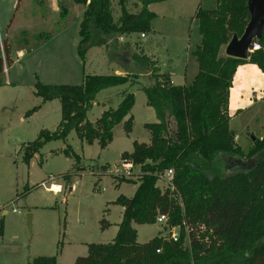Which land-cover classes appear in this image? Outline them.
Wrapping results in <instances>:
<instances>
[{
	"label": "trees",
	"instance_id": "obj_1",
	"mask_svg": "<svg viewBox=\"0 0 264 264\" xmlns=\"http://www.w3.org/2000/svg\"><path fill=\"white\" fill-rule=\"evenodd\" d=\"M125 1L119 0L121 14L115 22L110 0H72L83 6L76 44L82 65L91 47L107 48L109 40L129 33H152L151 20L156 14L147 6L165 0H137L140 7L136 12H128ZM67 13L66 5L60 3V18ZM192 19L197 20L200 41L192 50L197 72L188 84H172L167 74L159 72L156 59L144 54L126 57V47L122 48L126 59L120 64L123 74L84 73L78 85L34 83L37 97L59 100L61 117L54 130H41L35 140L21 147L25 164L46 142L65 139L71 129L80 140H95L102 149L110 143L114 126L121 125L129 134L134 104L129 90L139 82L128 66L135 62L148 70L149 82L140 88L156 121L143 124L147 142L134 141L131 151L120 154L121 162L138 166L139 171L135 179L111 175L115 187L121 182L136 183L135 191L113 201L122 207L114 237L105 243H89L86 255L77 256L74 264H264V132L242 150L234 140L228 113L229 91L238 67L249 63L264 73V26L260 38L253 40L258 49L250 51L247 59H238L218 52L233 34H242L249 20L247 0H215L212 9L198 6ZM10 52V44L4 40L0 74L3 62L6 66L13 63ZM118 85L126 88L120 92L117 106L88 121L86 114L98 91ZM62 151L73 159L75 170L83 169L78 165L79 155L69 145ZM222 156L233 158L227 173L213 165ZM238 160L251 163L246 169H237ZM166 169L173 172V189L162 182ZM66 176L71 173L63 178ZM158 215L166 217L161 230L139 243L132 223L155 224ZM100 223L101 229L109 225L103 219ZM174 227L178 228L176 240L170 237ZM164 228L167 235L162 234ZM31 264H56V259L37 256Z\"/></svg>",
	"mask_w": 264,
	"mask_h": 264
},
{
	"label": "rangeland",
	"instance_id": "obj_2",
	"mask_svg": "<svg viewBox=\"0 0 264 264\" xmlns=\"http://www.w3.org/2000/svg\"><path fill=\"white\" fill-rule=\"evenodd\" d=\"M110 2L117 22L121 14L119 0ZM60 3L68 9L62 18ZM198 6L212 9L215 0H167L155 4L156 16L151 20L155 36L151 33L145 39L138 37V41L137 33H133L129 36L136 41L133 46L118 36L109 40L107 48H89L82 65L76 52L81 6L72 0H58L57 15H49L42 0H0V56L6 40L12 47L13 59L10 66L3 62L0 74V264H31L37 256H54L56 264H74L77 256L86 255L89 243L110 241L122 216V207L113 201L120 194L131 196L137 185L121 182L114 187L111 175L124 173L121 152L131 151L134 141L147 142L143 124L156 121L140 88L149 82L148 70L129 61L128 72L136 73L139 82L129 90L134 94L129 134L121 125L114 126L110 143L102 149L95 140H80L71 129L65 139L46 142L25 164L21 147L35 140L41 130H54L61 117L59 100L37 97L34 83L78 85L84 73L108 74L112 67L121 72L120 64L126 59L122 48H127L126 57L130 58L143 54L145 43L152 45L161 70L175 68L177 81L190 82L197 69L192 50L200 41L197 20L192 19ZM139 7L137 0L125 1L128 12H136ZM225 45L220 47L219 55H225ZM20 48L22 54L17 56ZM125 87L98 91L86 119L93 122L103 110L115 108ZM263 93L264 73L253 64L239 66L229 91L228 113L234 140L244 151L264 132ZM34 106L38 108L29 113ZM67 145L79 155L82 170H75L73 159L63 153ZM232 159L222 156L213 165L227 173ZM249 163L238 160L237 169H246ZM130 171L128 176L135 179L139 168L132 166ZM67 173L71 176L63 178ZM52 183L61 184L60 191L48 190ZM102 219L109 222L104 229L100 227ZM132 226L136 240L143 243L154 237L162 224ZM167 233L164 228L162 234Z\"/></svg>",
	"mask_w": 264,
	"mask_h": 264
},
{
	"label": "water",
	"instance_id": "obj_3",
	"mask_svg": "<svg viewBox=\"0 0 264 264\" xmlns=\"http://www.w3.org/2000/svg\"><path fill=\"white\" fill-rule=\"evenodd\" d=\"M249 20L240 36L232 35L224 47V54L247 59L253 40L260 38L264 26V0H247ZM254 140V137H252ZM29 216V214H28Z\"/></svg>",
	"mask_w": 264,
	"mask_h": 264
},
{
	"label": "crops",
	"instance_id": "obj_4",
	"mask_svg": "<svg viewBox=\"0 0 264 264\" xmlns=\"http://www.w3.org/2000/svg\"><path fill=\"white\" fill-rule=\"evenodd\" d=\"M43 1V5H44V7L46 8V10H47V13L49 12V15H57V13H58V0H42ZM165 1H167V0H165ZM165 1H162V3L163 2H165ZM158 3H161V2H158ZM158 3H151V4H149L147 7H148V9L149 10H151V11H153L155 14H156V12L153 10L154 9V5L155 4H158ZM75 4V3H74ZM76 5H78V4H76ZM79 6H81V5H79ZM82 8H83V6H81ZM196 9V8H195ZM195 12V11H194ZM151 29H152V35H150V36H155L156 35V31L151 27ZM131 34H133V33H129V34H125V35H121V37L119 38L120 40L122 39L125 43H128V45H131V46H133L135 43H136V41H133L129 36H131ZM136 34V33H135ZM160 36H161V34H160ZM138 37H140V34L139 33H137V35H136V40H138ZM146 38V36L143 38V39H145ZM142 39V38H141ZM132 41V42H131ZM138 41H140V40H138ZM133 42H135L134 44H133ZM142 42V41H141ZM145 46H143L144 48H143V54L144 55H146V56H148V57H150L151 59H156L157 60V57L153 54V52H152V45H150V44H144ZM11 48V52H10V55H11V58H12V47H10ZM96 48H98V49H102V47H96ZM21 50H23L22 48H20V49H18V54H17V56H21V54H22V51ZM15 52H16V50H15ZM13 60V59H12ZM196 62V61H195ZM197 65V64H196ZM157 67H158V69H159V72H161V73H165V74H167L168 76H169V78H170V80H171V82H172V84H176V85H183V84H187V83H189V82H187L185 79H184V81L185 82H183V83H180L179 81H177L176 80V78H177V73H176V71H175V68H169V69H165V70H161V68L159 67V64H158V60H157ZM195 69V73L193 74V76H192V79H193V77H194V75L196 74V72H197V69H196V67L194 68ZM193 70V69H192ZM118 69L115 67H112L111 68V72L112 73H117V74H123L124 73V71H123V69H121V72L120 71H118ZM97 74V73H96ZM109 74V73H108ZM185 78V77H184ZM191 79V80H192ZM191 82V81H190ZM126 88V87H125ZM122 90H124V89H122ZM132 115V114H131ZM105 166V165H104ZM107 173V171L106 172H104L103 174H106ZM102 174V175H103ZM72 179H73V177H72ZM59 186L61 185V184H58ZM113 185H114V187H115V184L113 183ZM119 185H120V183H119ZM119 185L118 186H116V187H119ZM71 188L72 187H70L69 188V190H71ZM135 191V190H134ZM133 191V192H134ZM122 195V194H121ZM125 197H127V196H125ZM130 197V196H129ZM118 224V223H117ZM161 227V226H160ZM159 227V228H160ZM161 230V228L158 230V231H160ZM116 231H117V229H116ZM116 233V232H115ZM115 235V234H114ZM114 237V236H113Z\"/></svg>",
	"mask_w": 264,
	"mask_h": 264
},
{
	"label": "built area",
	"instance_id": "obj_5",
	"mask_svg": "<svg viewBox=\"0 0 264 264\" xmlns=\"http://www.w3.org/2000/svg\"><path fill=\"white\" fill-rule=\"evenodd\" d=\"M140 37L141 38H144L145 35L144 34H140ZM259 45L256 44L255 42L252 43L249 51H253L255 49H258ZM121 165H122V168H123V171L124 173H122L123 175H130L131 174V171H130V168L132 167L131 163L129 162H121ZM172 170L171 169H166L163 171V173L161 174V179H162V182H164V185L165 186H169L171 189H173V185H172ZM14 211V210H12ZM166 222V217L164 215H158L156 217V224H165ZM170 237L173 239V240H176L177 238V232L176 231H171L170 232Z\"/></svg>",
	"mask_w": 264,
	"mask_h": 264
},
{
	"label": "bare ground",
	"instance_id": "obj_6",
	"mask_svg": "<svg viewBox=\"0 0 264 264\" xmlns=\"http://www.w3.org/2000/svg\"><path fill=\"white\" fill-rule=\"evenodd\" d=\"M50 188L51 189H48V190L53 191L55 193L60 191V186L58 184H55V183H52V185H50Z\"/></svg>",
	"mask_w": 264,
	"mask_h": 264
}]
</instances>
